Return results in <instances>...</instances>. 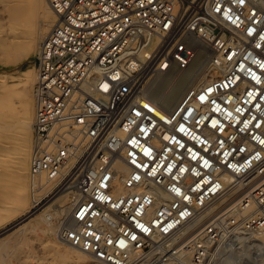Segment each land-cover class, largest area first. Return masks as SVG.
I'll list each match as a JSON object with an SVG mask.
<instances>
[{
  "label": "built area",
  "instance_id": "obj_1",
  "mask_svg": "<svg viewBox=\"0 0 264 264\" xmlns=\"http://www.w3.org/2000/svg\"><path fill=\"white\" fill-rule=\"evenodd\" d=\"M48 3L56 21L33 58L29 173L34 189L73 193L60 238L102 263L130 264L216 202L192 264L237 229L249 241L264 234V9L255 0ZM187 41L217 73L168 109L145 83Z\"/></svg>",
  "mask_w": 264,
  "mask_h": 264
},
{
  "label": "rangeland",
  "instance_id": "obj_2",
  "mask_svg": "<svg viewBox=\"0 0 264 264\" xmlns=\"http://www.w3.org/2000/svg\"><path fill=\"white\" fill-rule=\"evenodd\" d=\"M2 1L3 0H0V30H2V28L4 27L3 25L8 22L6 13L1 6ZM255 2H257L262 7V9H264V0H255ZM33 7L35 8L36 23H38V25H41L44 17L40 16L42 15L40 7H38L37 4H35ZM3 48H4L3 45L0 43V50H1L0 51V72H1L0 73V90H1L0 91V121H1L0 126L3 125L2 124L3 120H5L6 118H9L10 121L16 123L19 118V110H20L19 95H16L14 99L11 100V103L13 105L12 110L2 109L5 98L4 82H7L8 84L11 83V79L7 78L9 76V74L7 73L19 72L21 69L27 68L30 65V61H33V58L36 54V51H34L33 53H30L27 57L22 58L21 60H17L15 62L14 60L11 59V57L13 55L16 56L18 54H16L15 51L12 52L5 51ZM182 51L183 53L180 56L181 57L180 68L184 70L185 68H187L189 72V73H185L186 79L184 78L185 81L183 82L184 86L186 84L187 86L189 85L195 86L197 85V83L201 82L202 80L210 78V76L212 75L215 69L212 66H210V64L208 63L205 57L198 55L194 47H187L185 49L183 48ZM187 70L185 72H187ZM35 72H36V68H35ZM178 94H180V91L177 93V96ZM34 98L35 96L33 91V102L35 100ZM0 133H1L0 135L5 136V137L0 136V142H1L6 139L7 134L4 133L2 127H0ZM29 137L31 138V150H32L33 148L32 131ZM10 147L12 149L11 151L13 152L17 150L16 144L13 142L10 144ZM5 150H10V148L6 147L5 144L1 142L0 143V160H1L0 161V264H56L59 260L57 255L58 253L57 251L59 250L58 249L59 247L57 248V245L62 246L61 250H63L65 255L69 257H73L75 253V249L71 248L68 242H64L60 238V233H59L63 221L65 219H68V217L59 219L60 215H56V217L53 216V219L50 221V224L42 223V226L41 224H38L39 226L35 225L34 229H30L24 234L20 235L17 232L15 234L16 228L17 230L19 228L18 227L19 223L21 224V222H26V220H29L28 222H31L32 220L27 219L28 217H26L25 214L20 211L21 201H19L18 199L17 191L14 190L19 183H22L24 177H22L23 180L22 178L19 179L18 176L14 173L13 171L15 165V163L13 162L14 159L12 157H5L3 155V152ZM30 154L31 152L29 153V158H30ZM3 166L6 168H3ZM61 189L60 188L54 189L53 194ZM53 194L51 193L48 197H50ZM71 194H69L68 196L70 197ZM48 197L47 198L45 197L42 202L48 200L49 199ZM25 204L26 203L24 201L23 205L25 206ZM218 205H219L218 202L210 205L209 208L211 210H209V213L206 212L204 213V215H200L194 220L195 222L192 221L190 224L184 227L181 230L182 233L178 236V238L174 240L169 239V240L157 241L158 243H161L162 247L159 248L158 251L156 252H152V253L146 252L145 254L147 253L149 254L147 260H143V256L145 255L143 254L142 256L134 257L130 264H192V256L194 250L197 248V246L204 244L203 235L200 230L201 225L202 224L204 225L207 222H211L215 220L219 212L215 211L216 213L215 215L213 210L216 209ZM217 211H219V208H217ZM221 212H220L221 213L220 217L225 223L231 211L225 210L224 212L223 211ZM15 223L17 224L14 225ZM190 227H191V231H188L189 230L188 228ZM234 232L238 233L237 237L225 239L224 244H222L221 247L218 248L214 253L212 252L213 250L212 249L213 245H212L210 247V251L208 254L209 256H206L201 264H264V241L263 240L249 241V239H245L244 238L245 236H242V229H237ZM256 236L257 235L251 236V239H253V237ZM69 251L70 253H72V255L69 253ZM74 262L70 264H75ZM99 264H103V263L101 262Z\"/></svg>",
  "mask_w": 264,
  "mask_h": 264
},
{
  "label": "bare ground",
  "instance_id": "obj_3",
  "mask_svg": "<svg viewBox=\"0 0 264 264\" xmlns=\"http://www.w3.org/2000/svg\"><path fill=\"white\" fill-rule=\"evenodd\" d=\"M35 4H37L38 7H40L42 14L40 16L44 17L41 25H38V23H36L35 20L36 17L35 8L33 7ZM1 6L6 13L8 22L5 23L3 25L4 27L2 28V30H0L1 31L0 43L3 45L4 47L3 49L5 51H10V52L15 51V53L18 54L16 56L13 55L11 57V59L16 62L17 60H21L22 58L27 57L30 53H33L34 51L37 50L39 42L45 36L46 32L49 31L51 26L55 23L56 15L53 9L51 8V6L49 5L48 0H3ZM187 47H194L193 42L187 41V43L184 45V49ZM182 50L183 48L176 50L177 52L175 51L174 57L167 71H165L164 73H157L151 76L149 79L146 80L145 83L147 96L168 109H175L177 107V104L184 98L185 94L191 88L193 87L196 88L204 84L217 73L214 70L210 78L202 80L201 82L197 83V85L195 86L193 85L187 86V84L184 86L183 82H185L184 81L186 75L185 73H189V72L187 68H185V70L180 68V64H181L180 56L183 53ZM34 67L35 66L33 64V61H30V65L27 68L21 69L19 72H15V73L14 72L7 73L9 74L7 78L11 79L10 84L2 81L5 83L4 84L5 98L2 109L12 110L13 105L11 103V100L14 99L16 95H19V103H20L19 118L18 121L16 120L17 123L10 121L9 118H6L5 120H3L2 123L3 125L0 126L4 130V133L7 134L6 139L1 142H3L6 147L10 148V150H5L3 152V155L5 157H12L14 159L13 161L15 163L13 169L14 173L18 176L19 179L24 177V180L22 178L23 180L22 183H19L14 189L17 191L19 201H21L20 211L24 213L26 217H28L27 219H31L33 221V223L31 220H30L31 222H28L29 220H26V222H21V224L19 223L18 230L15 227L17 230V231L15 230V234L17 232L20 235L24 234L30 229H34L35 225L41 224L42 226V223L50 224V221L53 219V216L56 217V215H60L59 219H63L65 217L69 218L74 208L73 193L71 194V192L68 190L67 187L58 190L53 194L51 183L50 184L44 183L40 185V187H38L37 189L32 188L31 185V177L29 173V160H30L29 153L30 152L32 153V150H31V138L29 136L31 135L32 123L35 112V100L33 102V91L35 93V86L37 80V71L35 72ZM186 70L187 72H185ZM179 91L180 94H178L177 96V93ZM0 136L5 137L4 135H0ZM12 142L16 144L17 150L14 152L11 151L12 149L10 147V144ZM122 167L123 166H121V168ZM3 168L6 167L3 166ZM51 193L53 195L48 197ZM69 194H71L70 197L68 196ZM45 197L46 198L48 197L49 199L46 200L45 202H42ZM24 201L26 203L25 206L23 205ZM188 229H189L188 231H191V227ZM251 240L264 241V234L258 232L257 236L253 237V239ZM57 248L59 249L57 251L59 260L56 264H63V263L70 264L73 263L74 261L75 264L101 263V261L95 259L90 254L81 251L73 246H71V248L75 249V253L73 257H69L65 255L63 250H61L62 246L57 245ZM70 254L72 255V253ZM148 255H149L148 253L145 254L143 256V260H147Z\"/></svg>",
  "mask_w": 264,
  "mask_h": 264
},
{
  "label": "water",
  "instance_id": "obj_4",
  "mask_svg": "<svg viewBox=\"0 0 264 264\" xmlns=\"http://www.w3.org/2000/svg\"><path fill=\"white\" fill-rule=\"evenodd\" d=\"M23 219H24V218H23ZM17 223H18V222H17ZM17 223H15L14 225H16ZM14 225H13V226H14Z\"/></svg>",
  "mask_w": 264,
  "mask_h": 264
}]
</instances>
